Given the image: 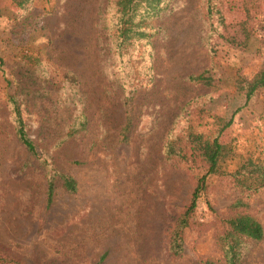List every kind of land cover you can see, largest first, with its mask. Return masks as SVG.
<instances>
[{"label":"rangeland","instance_id":"374dc122","mask_svg":"<svg viewBox=\"0 0 264 264\" xmlns=\"http://www.w3.org/2000/svg\"><path fill=\"white\" fill-rule=\"evenodd\" d=\"M106 2L32 0L21 8L0 0V251L23 264L218 259L225 219L248 214L264 231V187L242 192L229 177L210 175L183 232L182 252L172 254L170 232L205 166L166 158L162 147L185 104L208 94L206 109L220 122L231 120L220 137L235 155L227 168L247 152L264 157V87L249 100L233 87L263 65L264 16L245 46L218 44L211 51L209 0H168L152 22L157 35L113 65L100 22ZM244 5L221 0L219 23L244 22ZM204 69L219 80L217 87L188 80ZM130 92L131 123L121 135L123 97ZM12 97L38 153L59 175L76 180V190L67 192L57 174L50 204L49 169L17 139ZM77 113L84 114L85 128L69 136ZM242 260L264 264V236L247 243Z\"/></svg>","mask_w":264,"mask_h":264},{"label":"trees","instance_id":"16d2710c","mask_svg":"<svg viewBox=\"0 0 264 264\" xmlns=\"http://www.w3.org/2000/svg\"><path fill=\"white\" fill-rule=\"evenodd\" d=\"M18 7L27 8L32 0H13ZM168 0H107L104 16L100 22L107 33L106 45L112 54L113 65L124 60L131 46L138 43L149 44L157 35L159 28L152 23L164 11ZM246 18L242 23L220 24L222 18L221 0H209V29L207 44L214 51L218 44L241 48L252 38L253 25L257 17L264 16V0H244ZM114 10L111 18L107 13ZM2 64L0 63V66ZM188 80L204 87L215 88L219 80L209 69H204L188 76ZM123 85V84H122ZM236 91L242 92L249 100L264 87V62L261 69L251 78L238 77L233 83ZM210 96L200 95L190 99L182 112L173 120L169 134L163 144L162 153L166 158L184 162H200L205 170L197 180L191 198L185 209L175 219L170 232L168 247L172 254H179L183 249V232L190 224L197 199L207 190L210 175L229 177L242 191L254 193L264 187V157L254 152H247L239 158L232 169L227 168L226 161L233 160L231 147L221 142L223 131L231 120L220 122L219 117L206 109ZM132 95L123 97L126 109V121L121 130L125 134L130 127L129 107ZM15 133L21 144L32 154L39 156L49 169L47 177L46 203L50 204L55 191V179L59 175L52 168L47 158L38 153L36 145L28 136L22 111L16 99L12 97ZM79 114V113H77ZM81 115V116H80ZM78 125L76 118L69 127L68 135L72 136L85 128L84 114L80 113ZM212 124L210 128L208 125ZM77 125V126H76ZM231 154V156H229ZM58 174V175H57ZM61 185L67 192L76 190V180L68 174H60ZM225 231L218 237L221 257L206 259L202 264H244L242 253L248 242L259 241L264 236L263 227L258 220L248 214H236L225 219ZM0 264H23L21 260L0 251Z\"/></svg>","mask_w":264,"mask_h":264}]
</instances>
